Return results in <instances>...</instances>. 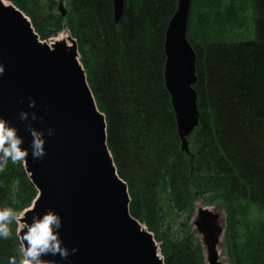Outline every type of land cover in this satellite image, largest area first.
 I'll return each mask as SVG.
<instances>
[{
  "label": "trees",
  "instance_id": "1",
  "mask_svg": "<svg viewBox=\"0 0 264 264\" xmlns=\"http://www.w3.org/2000/svg\"><path fill=\"white\" fill-rule=\"evenodd\" d=\"M7 1L41 40L65 23L76 41L130 214L152 233L163 263L205 264L189 226L200 200L226 214L228 264H264V0H229L223 10L222 0H192L186 39L197 56L199 121L188 152L163 75L165 32L178 0H124L117 25L112 0H65L64 17L55 0ZM244 2L254 18L242 25ZM240 29L253 39L227 41ZM36 194L22 162H9L0 173V206L19 211ZM11 227L12 237L0 240V264L19 258Z\"/></svg>",
  "mask_w": 264,
  "mask_h": 264
},
{
  "label": "water",
  "instance_id": "2",
  "mask_svg": "<svg viewBox=\"0 0 264 264\" xmlns=\"http://www.w3.org/2000/svg\"><path fill=\"white\" fill-rule=\"evenodd\" d=\"M191 3L178 0L164 40V81L184 152H188L187 137L199 121L193 89L197 56L186 39ZM62 4L59 0L57 10L64 17ZM112 4L117 25L124 2L112 0ZM79 59L71 37L51 43L41 40L20 10L0 0V63L5 66L0 76V118L18 129L24 147L31 142L28 122L45 133V157L33 161L29 156L23 163L37 193L35 211L57 212L64 245L69 251L77 249L67 261L59 256L43 258L56 264H164L152 233L130 214L128 187L118 176L107 146L105 116L96 106ZM29 99L35 100V108H28ZM21 110L36 112L37 120L29 116L21 122ZM218 223L216 215L204 208L194 218L209 251L205 264H218L223 234Z\"/></svg>",
  "mask_w": 264,
  "mask_h": 264
},
{
  "label": "clouds",
  "instance_id": "3",
  "mask_svg": "<svg viewBox=\"0 0 264 264\" xmlns=\"http://www.w3.org/2000/svg\"><path fill=\"white\" fill-rule=\"evenodd\" d=\"M4 73L5 66L0 63V76H3ZM35 105V100L29 99L28 108L33 109ZM29 116L31 121L37 120V114L34 111L21 110L19 112V120L21 122L28 121ZM40 119L42 120L43 118L41 117ZM26 129L31 136V142L28 147L23 146L24 139L18 134V129L8 120L0 118V173L7 169L9 162L12 165L21 162L26 163L29 156H31L33 161L42 160L47 154L45 133L34 127L31 122L26 124ZM47 135L49 137L53 135L51 128L47 130ZM12 203H16L15 199H13ZM35 207V201L31 207L23 208L19 211L12 206H0V240H7L12 237L13 230L11 226L15 224L16 236L19 241V258L17 256H9L7 264H56L55 260H47L43 257L59 256L61 260L67 261L70 254L77 252L75 247L69 251L60 237L62 228L61 216L52 209H48L43 213L36 212ZM30 212L32 213L31 217L26 219L27 214Z\"/></svg>",
  "mask_w": 264,
  "mask_h": 264
},
{
  "label": "rangeland",
  "instance_id": "4",
  "mask_svg": "<svg viewBox=\"0 0 264 264\" xmlns=\"http://www.w3.org/2000/svg\"><path fill=\"white\" fill-rule=\"evenodd\" d=\"M55 1L57 2V0H55ZM63 2H64V5L66 6L67 0H66V2H65V0H63ZM229 3H230L229 0H222V6H223L222 10L225 7H227L229 5ZM243 6H244V11L240 12V14H241V16L245 22H243L242 25H244L247 21L249 22L250 19L254 18V16L252 15V13H253L252 7H250L246 2L243 3ZM59 34H62L63 36H65V39H64L65 41H67L71 37L69 31L67 30V28L65 26V23H63L62 30L60 32H58L56 35L49 37L45 41H47V43H48L51 39H56ZM237 35H240V38L237 37ZM226 39L229 42H244V41H246V39L252 40L253 37L251 35V30L244 31L243 29H240L239 31H236V32H229L228 37ZM202 208L213 212L216 215L217 222L219 221L218 225H220V226H225L226 214L224 213V211L220 207L204 206L200 200L195 203L194 212H193L192 219H191L189 226L191 229V233L197 238L198 242L200 243V247L203 251V257H204V261H205L209 257L208 247L206 246V241L203 240V236L198 233V229L193 224L194 221H192L193 218L198 214L199 209H202ZM218 255H219V258L217 260L218 264H228V262L226 260V256L224 254V249H223V237L220 238V246L218 247Z\"/></svg>",
  "mask_w": 264,
  "mask_h": 264
},
{
  "label": "bare ground",
  "instance_id": "5",
  "mask_svg": "<svg viewBox=\"0 0 264 264\" xmlns=\"http://www.w3.org/2000/svg\"><path fill=\"white\" fill-rule=\"evenodd\" d=\"M2 2L4 3V4H9V2L7 1V0H2ZM123 2H124V0H123ZM124 7H125V2H124ZM123 13H124V11H123ZM123 16V15H122ZM121 20V19H120ZM119 23H120V21H119ZM118 23V24H119ZM65 39V36H63L62 34H59L58 36H57V38L56 39H51L50 41H49V43H51V42H53V41H55V40H64ZM164 54H165V50H164ZM165 58H166V56H165ZM22 164H23V162H22ZM26 173V172H25ZM27 175V174H26ZM28 177V176H27ZM29 179V178H28ZM31 206V205H30Z\"/></svg>",
  "mask_w": 264,
  "mask_h": 264
}]
</instances>
